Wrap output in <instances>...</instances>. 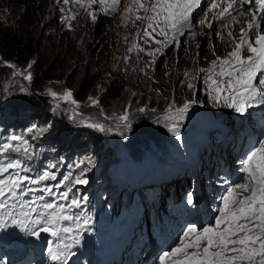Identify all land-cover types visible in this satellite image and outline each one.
<instances>
[{
    "label": "rangeland",
    "instance_id": "rangeland-1",
    "mask_svg": "<svg viewBox=\"0 0 264 264\" xmlns=\"http://www.w3.org/2000/svg\"><path fill=\"white\" fill-rule=\"evenodd\" d=\"M131 2L132 0H121L120 9L116 12L102 11L107 5L99 3L92 4L90 7L86 6V4L82 6L74 2L64 4L63 0H59V2L57 0H42L41 4L39 3L40 7H43V13L40 16L41 20L36 30H38L37 34L38 39L41 41V47L51 51L53 54H61L65 59L62 77L51 79L45 85L50 96V121L45 122L44 120L38 121L37 119L32 120L29 117L27 119L21 117L26 114V111L22 112L26 108H21L27 105L24 103V97L27 93L28 80L20 75L19 72H31L32 75L33 70L28 65L32 63L33 59L22 65H15V68L12 67L14 64L8 65L11 68L9 78H5L0 84V141L4 140L6 143L11 142L14 145H19L20 149L11 150V155L0 159V164L19 160L24 169L27 168L26 170H28L21 174L37 178L45 171L70 173L71 170L67 171L68 167L66 165L72 161L78 167L75 175H80L83 172L84 177L82 178H86L89 181L87 184H75L73 189H81L88 197L93 196V192L96 190L103 193V197L95 205L99 210L97 214L100 217L102 215L108 218L112 222V226L109 229H106L104 226L91 227L89 224L85 225L84 222H80L77 218L64 220L62 218L63 215L75 216L73 214V206L71 208L66 207L63 212L58 207L55 209V212L60 214L61 218L54 227L59 229L58 237L60 246L63 248L67 244L69 245L68 249H75V247L78 249L82 248L80 251L82 252V250L88 247L86 243L87 238L83 236L78 238V245L81 248L74 244L75 241L70 234L71 228L76 227L87 235L94 229H98L101 232H112L114 225L116 228H120V225H125L124 223L129 222L133 217H138L140 208L145 207L147 209L151 205L149 200H147V203L137 204L134 209L128 208V215L125 216L122 224H119V221L122 219L120 215L122 195L124 194L123 196L127 197L134 189L136 190L135 187L130 189V185H127L129 183L125 184L126 180L119 177L124 174V176H128L133 181L134 177L132 178L131 175L141 173L150 168L148 161L150 156H153L157 161L156 163L154 162L157 167H162L161 171L178 167V159L183 160L187 165L189 163L193 164V161H197L202 165L200 169L204 178L207 179L208 188H206L207 191L205 190V203H203V196L197 197L193 190L189 193H192L197 201L196 204L188 205L186 203L188 193H184V189H190L191 186H194L190 180L192 169H189L187 172L188 179L187 174L185 176L181 175L177 182L172 179L174 182L171 180L163 184V186L158 187L157 194L154 195L155 198L152 203L154 206L149 209L148 216L145 215L143 217L145 220L142 228L143 238H147L151 231V227L149 229V226L155 224L156 218L162 223L165 221L164 216H169L168 219H171V216L175 215L167 211L169 202L172 203L176 194L179 193H181V199L185 200L184 203L188 214H193L195 217L198 216V221H194L197 226L209 224L212 222L213 217L218 214L217 210L221 206L220 198L227 194V189L233 183L242 182L246 175L242 171V162L246 158V155L239 154L242 144L237 140L233 143L232 134L229 136L230 148L228 154L235 156L234 161L236 165L233 167L234 169H232L227 160L225 161V153L219 155L216 148H209L205 144L204 141L212 135L211 129L214 127L215 120L226 119L227 122L234 120L238 128L236 137L238 140L245 138L248 142L251 141L255 134L251 128L252 124L256 127L264 128V123L260 119L251 118L255 115L260 118L264 117V104H259L258 101L254 102L258 106L248 108L244 114L238 113L232 107L227 106V104L218 103L210 99L207 94L210 89H206V86L202 83V78H205L207 73L200 72V69H210L212 62L218 56L228 57L239 41L240 25L230 24L229 28L225 29L223 27L224 21L214 20V17L221 11V7L227 6L226 3L221 2L222 6H220L216 2L219 6L212 7L214 0H201L200 7L193 12L196 35L192 36L189 30L185 29L184 35H177L175 37V42L170 36L166 40L169 47H165L163 44L155 42L166 39L159 34L158 29L153 32L154 39L137 35L143 31L146 22L136 20L134 13L130 14L124 11ZM242 10H245L244 15L249 14L252 19V13L247 11L249 9L243 8ZM89 12H93L96 15L97 19L95 21L91 19L88 14ZM19 13L20 11L17 8L14 9L12 5L9 6L6 0H0V18L4 22L7 24L16 23ZM234 13L236 14L235 11L232 14ZM73 14H75V19H71ZM139 15H144L143 9L139 10ZM66 17L68 18L67 21ZM198 20H206V22L198 24ZM69 23L71 27L68 26ZM209 24L212 25L211 28L208 27ZM262 26L261 28L264 29L263 24ZM229 30L233 31L235 40L227 38ZM149 31L152 30L149 29ZM168 31L171 33L170 29ZM221 36H224L225 39H221ZM134 43L138 47H133ZM129 48L132 50L129 51ZM156 49H159V51H155ZM244 55H251V53L245 52ZM86 69L94 74L91 93L87 97V103L90 106L98 103H93L89 98L91 97L98 101L99 95L109 83L114 82V84L120 85L123 89L120 95L111 99L110 104L105 107L104 116L106 120L84 125L78 120V115L75 113L74 107L79 104L78 101L73 95L68 99H64L62 94L66 90H71L72 93V88L78 85ZM216 70L219 71V68ZM186 71L188 73L187 77L185 76ZM71 76L74 80L72 86L68 87L67 80ZM193 77H196V79L194 80ZM190 82L196 85L197 91L194 92L187 87V84ZM53 92L61 95L53 96L51 94ZM191 99H195L199 103L190 107L183 121L177 120L179 125L178 131H186L184 133L180 132V136L177 137L170 131V122L165 118V110L168 109L169 103L173 100L176 106H180L185 101ZM17 107H20L21 110L18 111ZM24 107L28 108V106ZM141 108H144L145 111H139ZM152 109L157 110L153 118L151 116ZM256 112L257 114H255ZM137 114L140 118L147 115L148 120L142 122L139 118L141 124L137 125L138 127L126 128L123 125L125 121L121 120L120 117L127 115V123H131L134 119L132 116H136ZM203 117L207 119H205L206 122L203 120ZM61 118L66 123V128L72 129L77 124L81 127L80 133L85 135L93 132L97 135L98 140L86 141L83 138L78 142L70 141V138L67 140L63 139L65 136L62 138L60 136L57 137V131L52 126L55 120L62 123ZM16 121H23V127L20 128L15 125ZM144 123H157L163 129L169 131L168 133L166 132L167 134H161L160 136H167L169 139L160 138L159 136L154 140L151 137L153 140L147 141L151 147L145 149L144 144L140 143L141 140L135 139V132L137 130L143 126L150 127V124L144 125ZM93 124L102 126L103 131L97 127H92L91 125ZM247 124H249V128L244 127ZM148 134V136H151V131ZM14 135L23 137V140H27L28 144L25 145L23 141H10V137ZM214 139H217V136ZM262 139H264V135ZM101 142L102 145L100 147ZM187 143L190 145L188 151H186L188 149ZM49 145L53 146V149H50ZM200 146L201 148L204 147L201 154L198 153ZM25 148L27 151H24ZM141 148L146 153L139 155L138 152ZM110 154L114 156H112V159H110L111 156L108 157ZM109 159L110 161L108 162ZM144 159L146 163L143 162ZM106 163L109 165L105 167ZM232 163L234 164V162ZM115 165L118 166V170ZM136 165L138 167H135ZM30 166L38 168L37 170L35 169L37 176L34 173H30V171H33L29 168ZM154 166L151 164V170L156 171L157 167ZM16 171H20V169L9 170L8 173H4L3 175L6 177L14 174ZM76 176H73V179L70 181L71 184H74ZM62 178L63 176L60 174L56 177L60 181ZM136 178L140 179V177ZM56 179L48 182L50 185L60 188L58 187L60 181ZM97 183L99 186H97ZM103 183L108 187L102 186ZM29 184H25V191L31 189V187H28ZM46 185L47 182L42 186L43 189L28 192L27 195H20L18 199L12 198L10 203L13 204V207L9 208L8 211L20 213L16 205L21 201L29 200L36 196H43L48 203L69 204L68 202H62L59 190L52 193L45 191ZM86 187L88 188L86 189ZM244 194L246 195L247 193ZM103 200L109 207L101 205ZM42 202L40 201L41 205L44 203ZM83 202L84 199L82 198L80 205L84 204ZM3 211L0 210V214ZM41 211L47 215L48 211L52 210L41 208ZM175 217H178V215H175ZM15 218L17 220H25V225L9 224L5 228H0V230L16 233L18 231H25L26 229H39L41 226L32 225L22 214H18ZM32 218L35 219V216L33 215ZM4 219L8 220L10 218L4 217ZM65 228L69 229V231H63ZM46 238H48V241H51L55 239V236H52L48 232H42L40 239L45 240ZM5 240L0 238V243H5ZM49 247H52L54 250L52 244ZM0 260L7 262V256L1 247ZM7 264H12V262H7ZM75 264L86 263L84 259L80 258L76 260Z\"/></svg>",
    "mask_w": 264,
    "mask_h": 264
},
{
    "label": "snow or ice",
    "instance_id": "snow-or-ice-1",
    "mask_svg": "<svg viewBox=\"0 0 264 264\" xmlns=\"http://www.w3.org/2000/svg\"><path fill=\"white\" fill-rule=\"evenodd\" d=\"M70 2L82 6L86 4L88 7L95 3L107 5L102 9L104 12H116L121 5V0H63L64 4ZM221 2L226 3L227 6L222 8L214 20L224 21L225 29H228L230 24L243 25V20L238 17L244 16L245 13L242 9L246 4L254 5L252 19L247 22V28L239 27V41L228 57L218 56L212 62L210 69H200V72L207 73L206 77L202 78V83L206 89H210L207 92L210 99L218 103H225L236 112L244 114L248 108L258 106L254 102L258 101L259 104H264V31H260L262 22H264V0H221ZM200 5L201 0H132L124 11L130 14L134 13L136 20L146 22L143 31L138 33V36L154 39L153 32L158 29L159 34L166 39L155 42L169 47L166 40L171 36L175 42V37L184 35L185 29H188L192 36L196 35L193 12ZM218 6L214 0L212 7ZM140 9L144 10L143 16L139 15ZM233 11L236 12V15L232 14ZM88 14L93 21L97 19L93 12ZM65 19L68 20L67 17ZM71 19H75V14L71 16ZM205 22L206 20L197 21L198 24ZM68 26L71 27V24L69 23ZM208 27L211 28L212 25L209 24ZM169 29L171 33L168 31ZM227 38L235 40L233 31L227 32ZM221 39H225V37L221 36ZM133 47H138V45L134 43ZM131 50L129 48V51ZM155 51H159V49ZM245 52H250L251 55H244ZM12 67L16 66L12 65ZM28 67L30 68L31 64ZM217 68L219 71L216 70ZM19 74L26 80L32 79L31 72L20 71ZM185 76H188L187 71ZM193 79L195 80L196 77ZM187 87L194 92L198 90L196 85L191 82L187 84ZM51 94L53 96L61 95L55 92ZM71 95V90H66L62 94L64 99H68ZM89 99L93 103H98L91 97ZM197 103L199 101L195 99L187 100L180 106H176L174 100L169 103L168 109L165 110V118L170 122V131L177 137L180 136L177 120L183 121L190 107ZM139 111L143 112L145 109L141 108ZM120 119L125 121L126 128L130 127V124L127 123V115ZM91 126L103 131L102 126L98 124ZM10 141H23L25 145L28 144L27 140H23V137L18 135L11 136ZM7 150L20 149L19 145H14L11 142L0 145V155ZM24 151L27 149L25 148ZM15 169H20V171L6 177L3 175L9 170ZM26 171L28 170L23 168L19 160L0 164V210H4L0 214V228H5L9 224L25 225V220L15 218L18 214H22L32 225H41L39 229H26L31 236L39 237L42 232L59 236V231L54 226L61 217L55 212V209L58 207L63 212L66 207L79 206L80 200L72 199L67 205L53 202L41 205L40 201H43L44 197L36 196L16 205L20 213L8 211L13 207V204L10 203L12 198L18 199L20 195H27L28 192L34 191V189L25 191L26 183L39 184L47 179H56V175L48 171L43 172L37 178L21 174ZM242 171L246 174L243 181L233 183L227 189V194L220 198L221 206L212 222L200 226L186 225L176 242L158 254L155 258L156 264H264V139L258 140L257 144L248 152L242 162ZM82 177H84L83 172L75 177L74 183L87 184L89 182ZM44 190L49 193L53 192V189L48 186H45ZM70 191L71 189L60 193V198L68 200ZM196 202L192 193H188L186 203L195 205ZM41 208L52 211H48L45 215ZM33 215L35 219L32 218ZM4 217L10 219L5 220ZM62 218L64 220L74 219L71 215H63ZM84 224L87 225L88 221L85 220ZM63 231L67 232L69 229L65 228ZM75 243H79V240L76 239ZM68 248L69 245L66 244L63 251L49 249L51 260L59 262V264H68L70 255L67 251ZM71 254L74 255V253ZM0 264H7V262L0 260Z\"/></svg>",
    "mask_w": 264,
    "mask_h": 264
},
{
    "label": "trees",
    "instance_id": "trees-1",
    "mask_svg": "<svg viewBox=\"0 0 264 264\" xmlns=\"http://www.w3.org/2000/svg\"><path fill=\"white\" fill-rule=\"evenodd\" d=\"M7 4L10 6L12 5L13 8H17L20 13L19 16L16 19V23L14 24H7L0 18V84L2 81L5 80V78H9V74L11 72V68L8 66L10 64L14 65H22L29 60L33 59L31 63V70H33L32 73V79L27 81V93L24 97V103L28 106L21 109H24L22 112L26 111L25 115H22V118L27 119L29 117L30 119H37L38 121H45L48 122L51 120V117H49V111L50 108V96L48 95V89L46 88V83L48 81H51V79L55 78H61L63 68L65 66V59L61 54L58 53H51V51L45 49L44 47H41L40 40L38 39V30L37 27L40 22V16L43 13V7H40V2L42 0H6ZM40 3V4H39ZM37 7V8H36ZM94 74L89 71L88 69L85 70L83 73L78 85L74 88H72V95L73 97L78 101V105L75 106V113L78 115V120H80L81 123L84 125L92 124V123H99L102 122L105 119L104 116V109L110 104L111 99H114L120 95L122 92L123 87H121L118 84H114V82L109 83L105 90L99 95L98 98V104L89 105L87 102V97L91 93V87L94 83ZM74 78L72 76L67 80L68 87L72 86ZM1 87V85H0ZM89 105V106H88ZM157 108V107H156ZM20 107H17V110H21ZM160 109V108H158ZM13 111V110H12ZM157 110L152 112V118L155 117V113ZM13 113V112H11ZM134 119L132 122H128L130 124L131 128L138 127L137 125H140L145 120H148V116L144 115L143 117L137 114L136 116H132ZM131 117V118H132ZM140 118V120H139ZM61 122H57V120L54 121L52 128L57 131L56 136L60 138L64 137L63 139L70 138V141H78L80 142L83 138V140L86 141H97L98 137L95 133H88L83 134L80 133L81 127L79 125L73 126L72 129L66 128V123L61 118ZM64 122V123H63ZM24 123L23 121H16L15 125L22 128ZM150 123H144V125H148ZM123 125H125V122H123ZM153 125V126H151ZM143 126V125H142ZM137 129V128H136ZM54 130V131H55ZM151 131V136H148L149 132ZM169 131H166L163 129L160 125L157 123H151L150 127H142L139 130L135 132V139L141 140L140 143L144 144L145 149H148L151 147L150 144L147 143L149 140H153L151 137L154 138V140L159 137L161 134H167ZM182 133L186 131H180ZM99 135V134H98ZM165 139L167 136H162ZM160 136V138H162ZM151 138V139H150ZM138 140V141H139ZM137 141V142H138ZM4 140L0 141V145L5 144ZM102 145V142L100 143V147ZM133 145V144H132ZM50 149H53V146L49 145ZM144 149V150H145ZM112 150L110 149V152ZM11 150H7L4 154L0 155V159H3L5 157H8L11 155ZM100 153V149H99ZM112 153V152H111ZM143 153H146L142 150V148L139 150L138 154L142 155ZM111 156V157H110ZM113 155H108L110 159H112ZM114 157V156H113ZM108 160V162L110 161ZM119 159V158H118ZM74 162H69V164L66 165L68 167L67 171L71 170L70 173H55L56 177L58 174L62 175V183H66L70 186V188L74 186V184H71V180L73 179V176L75 175V171L78 169L77 164H73ZM57 165V164H56ZM109 165L108 163L105 164ZM102 166V164H101ZM118 170V166L115 165ZM57 167V166H56ZM103 167V166H102ZM24 168V167H23ZM31 170L30 173H34L36 175L35 169L38 168L35 166L33 168L32 166L29 167ZM27 169V168H26ZM53 173V172H51ZM37 176V175H36ZM78 176V175H77ZM68 178V179H65ZM98 184V183H97ZM99 185V184H98Z\"/></svg>",
    "mask_w": 264,
    "mask_h": 264
},
{
    "label": "bare ground",
    "instance_id": "bare-ground-1",
    "mask_svg": "<svg viewBox=\"0 0 264 264\" xmlns=\"http://www.w3.org/2000/svg\"><path fill=\"white\" fill-rule=\"evenodd\" d=\"M220 6H222V4H221V0H217L216 1ZM223 7V6H222ZM222 7H221V10H222ZM245 11V10H244ZM217 12H219V11H217ZM249 12V11H248ZM245 13V12H244ZM217 14V13H216ZM215 14V15H216ZM233 15H236L235 13L233 14ZM238 19H242L243 20V25H240V26H243V27H245V28H247V22L251 19L250 18V15L248 14V15H244V18H241V17H238ZM247 19V20H246ZM261 30H264V29H260V31ZM212 128V127H211ZM207 134V133H206ZM210 138V137H209ZM207 147V146H206ZM204 148V147H203ZM202 148V149H203ZM212 149V148H211ZM214 154V153H213ZM212 156V155H211ZM221 158V157H220ZM219 159V158H218ZM222 159V158H221ZM149 166H150V168H149V170H148V174H149V176L151 177V182H149V184H153L154 186H159L160 184V180H162V179H164V180H166V177L165 176H163V174H162V172L157 168V170L156 171H154V170H151V164H153V166L155 165V163L157 162L156 160H155V158L153 157V156H150L149 157ZM215 161V160H214ZM155 162V163H154ZM158 164V163H157ZM157 165H155L154 167H156ZM207 167V166H206ZM209 168V167H208ZM155 169V168H154ZM212 169V168H211ZM213 170V169H212ZM183 173L184 174H186L187 173V170L185 169L184 171H183ZM158 175H159V178H158ZM172 175H170V177H171ZM121 178H124V177H121ZM120 178V179H121ZM186 178V177H185ZM147 180H149L148 179V177H147ZM173 181V180H172ZM175 181V180H174ZM173 181V182H174ZM127 183V181L125 182V184ZM127 185H130V189H133L134 188V185H131L130 183L129 184H127ZM126 185V186H127ZM208 188V187H207ZM216 190H217V188H216ZM207 191V190H206ZM205 191V192H206ZM105 193V192H104ZM145 208V207H144ZM203 210V209H202ZM132 212V211H131Z\"/></svg>",
    "mask_w": 264,
    "mask_h": 264
}]
</instances>
